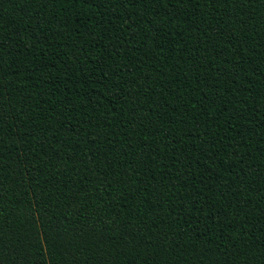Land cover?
I'll return each mask as SVG.
<instances>
[{"label": "trees", "instance_id": "1", "mask_svg": "<svg viewBox=\"0 0 264 264\" xmlns=\"http://www.w3.org/2000/svg\"><path fill=\"white\" fill-rule=\"evenodd\" d=\"M0 264H264V0H0Z\"/></svg>", "mask_w": 264, "mask_h": 264}]
</instances>
